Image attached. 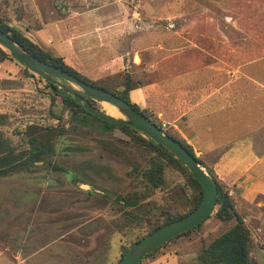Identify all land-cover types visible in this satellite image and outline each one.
Returning a JSON list of instances; mask_svg holds the SVG:
<instances>
[{"label":"rangeland","instance_id":"1","mask_svg":"<svg viewBox=\"0 0 264 264\" xmlns=\"http://www.w3.org/2000/svg\"><path fill=\"white\" fill-rule=\"evenodd\" d=\"M0 16L36 41L42 30L67 32L90 50L85 60L65 57L76 70L94 78L124 72L149 88L151 104L169 105L176 95L169 86L184 80L187 69L217 58L232 66L233 46L218 40L223 33L234 37L236 21L262 28L264 0H0ZM49 44L62 54L54 49L58 39ZM0 80V131L16 153L27 150L34 135L54 144L45 163L0 178V264H118L125 247L162 222L163 210L175 217L189 212L194 190L180 168L164 161L165 184L155 188L144 172L156 154L138 139L90 117L73 119L46 81L15 60L0 62ZM108 105L97 103L106 113ZM164 129L178 132L168 124ZM236 200L251 231V264H264V198L259 206ZM215 214L142 264H201L202 252L235 224Z\"/></svg>","mask_w":264,"mask_h":264},{"label":"crops","instance_id":"2","mask_svg":"<svg viewBox=\"0 0 264 264\" xmlns=\"http://www.w3.org/2000/svg\"><path fill=\"white\" fill-rule=\"evenodd\" d=\"M259 28L253 20L236 21L234 37L223 33V39L218 40L233 46L229 47L232 66L217 58L215 64L187 69L184 80L171 82L170 91L176 95L171 96L169 105L159 100L151 104L149 88L131 92L133 102L142 108L152 107L162 122L177 129L196 156L231 189L235 200L238 196L257 206L264 198V26ZM45 31L37 35L38 41L30 39L52 52L49 43L58 39L54 49L62 51V57L78 54L85 60L90 54L88 47L78 45L67 32H53V37ZM95 64L101 63L96 60ZM154 87L159 91L162 86Z\"/></svg>","mask_w":264,"mask_h":264},{"label":"trees","instance_id":"3","mask_svg":"<svg viewBox=\"0 0 264 264\" xmlns=\"http://www.w3.org/2000/svg\"><path fill=\"white\" fill-rule=\"evenodd\" d=\"M0 30H2L6 34H9L20 47L34 55L36 58L55 66L56 68L84 81L89 85L98 87L118 96L129 105H131L139 113H141L146 119L153 122L160 129L165 130V133L168 136L180 143L191 154V156H193L203 167L207 169L208 173L213 177L217 184L218 197L215 207L216 217L221 222H235L234 226L229 231L215 239L202 252V254L199 256L201 264H251V231L245 221V217L237 209V202L232 195L231 189L218 178L212 167L205 164L200 158L196 156L193 148L187 143V141L181 136L179 132L174 133L169 132L167 129H164L163 122L157 117L156 114H151L147 109H142L137 103L132 101L131 92L140 87L134 84V78H132L130 75L123 74L124 72L119 71L103 73L100 78L90 77L87 74L82 73L72 67L66 61L65 57L58 56L54 52L48 51L33 42L21 31L10 26L2 16H0ZM13 60L14 59H12V57L7 52L0 48V62ZM24 70L31 77L35 76V74L29 72L27 69ZM2 83L3 82L0 80V87ZM46 84L47 88L52 94L55 95V97H60L62 99L63 103L66 106V109L69 111L73 119L86 121L87 117H90L93 120L102 123L105 130H120L125 134L130 135L132 138L134 137V139H138V141L143 143L144 147L156 154V158H153L151 160L150 165L144 172L145 180L155 188H161L165 184L164 161H168L170 164L180 168L186 174L194 190V198L192 201L191 209L188 213L179 217H175V215L170 211L163 210L161 213L162 222H155L153 225H151L148 235L169 223L187 216L200 205L204 195L202 186L170 154L160 149L152 140L147 137L143 138L141 136L140 138H136L135 135L139 134V132L130 126L110 124L98 119L97 117L86 111L82 105L78 104L72 98L61 96L59 94V88L56 85L50 84L48 82H46ZM84 98L91 104V106L99 109V107L97 106V101L86 97ZM54 100L55 99H53L52 101ZM27 143L29 145V148L19 155L16 153V150L12 146V144H10V142L4 138L2 132L0 131V178L10 175L20 167L25 166L30 168L36 166L39 163H45L49 153L54 151V144L50 141L49 136L42 137L40 135H34L32 136V138L30 136ZM127 205L131 207H137L139 204L136 201H128ZM212 214L202 224L198 225L191 231L173 239L172 241L183 236H188L191 232L198 230L209 218H211ZM137 217L139 218V216ZM149 224H151V221ZM144 237L137 239L136 242L142 240ZM172 241L166 243L161 248L156 250L148 257V259L154 257L160 249H162ZM128 249L129 248L127 247L123 249L122 258L126 254Z\"/></svg>","mask_w":264,"mask_h":264},{"label":"water","instance_id":"4","mask_svg":"<svg viewBox=\"0 0 264 264\" xmlns=\"http://www.w3.org/2000/svg\"><path fill=\"white\" fill-rule=\"evenodd\" d=\"M0 48L12 59L21 64L29 72L56 85L59 94L72 98L98 119L110 124L127 125L152 140L160 149L170 154L197 180L203 188V200L200 205L187 216L169 223L142 240L134 243L118 264H141L143 261L173 239L191 231L202 224L215 210L218 189L213 177L191 154L177 141L168 136L153 122L146 119L127 102L118 96L84 81L46 63L20 47L9 34L0 30ZM107 103L115 107L124 118H117L99 110L84 98Z\"/></svg>","mask_w":264,"mask_h":264},{"label":"bare ground","instance_id":"5","mask_svg":"<svg viewBox=\"0 0 264 264\" xmlns=\"http://www.w3.org/2000/svg\"><path fill=\"white\" fill-rule=\"evenodd\" d=\"M107 111H108V113L111 116H114V117H119L120 116L118 110L115 107H113V106H109L108 105Z\"/></svg>","mask_w":264,"mask_h":264},{"label":"built area","instance_id":"6","mask_svg":"<svg viewBox=\"0 0 264 264\" xmlns=\"http://www.w3.org/2000/svg\"><path fill=\"white\" fill-rule=\"evenodd\" d=\"M163 127L165 128L166 127V124H164Z\"/></svg>","mask_w":264,"mask_h":264}]
</instances>
